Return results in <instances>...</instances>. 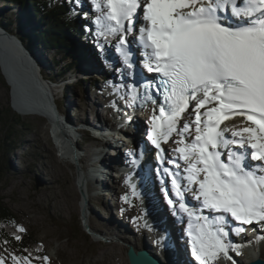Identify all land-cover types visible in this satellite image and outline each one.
Returning a JSON list of instances; mask_svg holds the SVG:
<instances>
[{"label": "snow or ice", "instance_id": "6c2138e0", "mask_svg": "<svg viewBox=\"0 0 264 264\" xmlns=\"http://www.w3.org/2000/svg\"><path fill=\"white\" fill-rule=\"evenodd\" d=\"M90 2L97 36L116 38L117 51L132 69L128 37L138 33L143 67L156 74L152 79L141 75L147 79L145 103L154 105L147 140L160 150L163 163L161 142L167 143L174 133L179 137L173 151L184 161V174L174 159L169 163L176 171L165 168L164 172L171 177L176 197L168 198L173 214H178V205L179 213L188 218L191 255L198 264L215 262L221 254L230 259V249L239 255L243 245L229 239V218L239 225L232 230L237 235L246 225L264 228V0ZM131 91L136 103V85ZM185 113L194 118L185 120ZM236 116L244 117L249 126L222 127ZM189 192L198 207L187 203ZM169 195L165 192L166 198ZM122 199L128 202L127 195ZM204 209L216 215H202ZM11 259L13 264H32L33 258L29 253ZM35 259L48 261L47 256ZM4 260L0 255V264Z\"/></svg>", "mask_w": 264, "mask_h": 264}, {"label": "rangeland", "instance_id": "374dc122", "mask_svg": "<svg viewBox=\"0 0 264 264\" xmlns=\"http://www.w3.org/2000/svg\"><path fill=\"white\" fill-rule=\"evenodd\" d=\"M84 2L87 3L86 8H80V4ZM62 4H67L71 9L70 13L73 15H96L90 0H80L79 3H76L75 0H58L57 5ZM19 16L17 6L0 0V30L4 28L2 23L12 22L17 29L20 28L21 23H25L26 27L18 36H30V42L34 43V45L30 44L31 46H24L18 37L17 43L13 44V46L15 45L14 51L20 54V57L14 59L13 62L8 60L10 74L17 82L15 90L4 77L0 59V110L9 109L16 114L10 124L19 131L14 138L8 139L7 130L10 132L13 128H8L6 120L0 119V162L4 161L8 167L7 173L0 182V195L5 198V206L15 215L19 228L24 229V232L32 231L35 233L36 239L43 244L48 257L46 264H61L57 255V247L61 244H64L76 258V261L68 264H128L127 248L125 249L126 255L122 256L120 251L113 246L116 244L118 247L120 246L119 249H122L125 247L123 245L127 247L130 241L138 246L137 251L145 249L147 244L151 246V251H157L154 246L156 240L152 232L154 230L150 227L149 229L145 228V234L138 232L136 220H141L144 223V213L141 204L134 198V194L131 193L126 181L120 182L116 180V177H112L110 185L113 190L110 194L104 193V197L97 195L92 187L90 192L85 194V198H82V193L78 190L74 179L75 161L79 158L84 161L93 158L92 144L88 141H92L95 145L97 143L89 140L87 133L76 134V131H71V127H75L72 122L79 127L77 122H74L76 119L85 122L86 119L93 118V112L90 108L92 102L86 105V99L92 98L97 102H102L104 99L103 96H99L100 94L98 95L99 98L96 99L97 93L94 92L96 81L100 80L99 74L93 72L92 76H86L85 79L89 81L84 79L85 83L79 82L76 87L67 89V93L62 90L63 88H57L60 79L65 77V75L59 77L58 70L60 68L57 67V62L63 60V56L56 51L45 49L39 40L34 38L35 30H40L41 27L39 22L34 23L36 28L34 26L29 27L27 25L29 22L20 21ZM93 21L87 24L88 28L81 26L85 35L92 33L95 38L91 43L83 41L86 46L82 47L91 49L95 58L102 60L104 59L103 53L97 50V46H102L99 43L102 37L97 36ZM134 34L129 36L128 40L133 38ZM112 46L109 45L108 49L115 59V65H119L123 57L120 53H116L115 49L113 50L114 46ZM37 49L45 54L47 67L46 65L41 66L36 60L34 53ZM1 55L4 58L3 50L0 58ZM25 64L34 65L39 71L48 72V75L52 76L55 82L47 81L42 83L40 87H37V82H34L36 86H30L26 80V74H24L26 73ZM115 65L113 66L112 63L113 70ZM71 70L73 68L68 70V73ZM55 73L58 76L55 77ZM71 82L67 81V83ZM90 86L94 90L87 94ZM15 92H20L25 99L24 103L30 109L41 108L54 114L60 123V129L54 127L47 118L39 114H28L22 104V99L16 96ZM102 93L107 94V92ZM69 96L73 97L71 107H68ZM19 114L24 115L22 122L25 125L18 121ZM144 122H146L147 131L151 127L150 119L144 120ZM15 123L19 124L16 125ZM178 139L179 137L174 133L167 143L161 142L163 143L161 149L171 155V151L168 150L171 147L170 143L174 144V141ZM3 144L8 150L16 146L13 154L6 157L5 150L2 149ZM150 147L154 153L152 154L153 160V155L156 157V153L160 150H154L151 144ZM128 156H124L123 159L131 160L132 156ZM156 160L159 161L158 156ZM81 166L83 168L82 164ZM169 184L171 183L169 182ZM169 184L168 188H170ZM171 193L176 198L174 192ZM125 195L128 196L127 203L122 199ZM174 198L171 199L175 200ZM159 200L162 203L161 197ZM163 206H165L164 201ZM110 219L128 230L127 238L113 235L115 231L111 229L114 228H108V224H106V220ZM185 233L187 232L185 231ZM260 245H264V240L260 242ZM13 252L12 247L0 243V255L5 258L4 264H13L11 259L12 255H15ZM219 259L228 261V258L222 254ZM20 264L23 262L21 261ZM32 264L39 263L32 261ZM209 264L214 263L210 261Z\"/></svg>", "mask_w": 264, "mask_h": 264}, {"label": "bare ground", "instance_id": "6f19581e", "mask_svg": "<svg viewBox=\"0 0 264 264\" xmlns=\"http://www.w3.org/2000/svg\"><path fill=\"white\" fill-rule=\"evenodd\" d=\"M86 4L85 2L83 4H80V8H86ZM129 41L131 43L128 45V47L133 53L132 59L134 61V67L132 69L127 68L122 58L119 62V65L126 67V69H124V67H121V69H123L121 70V73L116 74L113 71L119 69L120 66L118 64V66L115 65V59L112 54L110 55L109 52H107L108 55L104 53L103 57L105 60H101L99 58H95V54L92 53L91 49L83 48L82 51H84L87 55L86 60L81 62L80 66L73 68V70H71L69 73L67 72L68 75H65L66 78L64 77V79H61L59 81V85L57 86V88H63L62 90L67 93V91L71 87H76L79 82L85 83V80L89 81L88 79H85L86 76H92L93 72L99 74L100 80L96 81V89L94 90L93 87L90 86L88 89L89 91L87 90V94L88 92L90 94L92 90H94V92L97 93L96 99L99 98V96H103L104 99L102 100V102H97L92 98L86 99V105H89L90 102H92L90 104V108L93 112V118H91L90 120L86 119L87 121L85 120V122L76 119L74 122H77L79 127L73 122L72 124L75 127H71V131H76V134H84L88 132L89 129H101V136L103 135V139L100 138L101 141H96L91 138L89 139L95 141L97 145H95L92 141L90 142L87 140L89 143L92 144L91 150L94 151L93 158L91 157V159H88L87 161L82 160V158L78 159L79 162L83 165V168L87 174L86 178L88 179L89 187L86 192V195L88 192H90L92 187L95 190V193H97V195L103 196L104 193L110 194L113 190V188H111L112 186L110 185L112 177L117 178L119 175L121 176L122 172H126L125 176H121L120 182H127V186L131 189V193L134 194V198H136V200L141 204L140 206L142 207L144 213V223L141 222V220H136V227L138 229V232L144 233L145 228L149 229L150 227L154 230L151 231L153 232V235L156 238L154 246L157 251H151V246H149L148 244L147 246L145 245V247L147 248H145L146 251L150 252L156 257H159L162 261L165 260V263L167 264H198V262L190 258L188 253V236H186L185 233V229H187V215L184 213H179L178 205L176 206V212L178 214L174 215L172 208L173 206L168 204V198H174L173 194L171 193L172 185L169 184V182L171 183V177L164 172L165 168H169L166 162H163L160 167L159 165L154 164V161L157 162L156 157L158 156L159 152L156 153V157H154L153 155L152 160V151L150 147L151 143L149 144V141L147 142L146 134L148 130L146 131V122L141 121L136 124L135 134H133V137L135 135V142L133 144L134 146L132 149V151H134L136 155L132 156L131 160L123 159L124 156L121 154H118L116 157H112L114 156V154L111 155V153L108 151V148L111 147V138H116V136L113 135V130L119 131L120 128L110 122V116H116L119 117L118 119L122 118V120L126 122L130 121L131 123H133V121H136V114L132 112L129 108V106L132 105V102L131 98L128 96V93L130 91V87L132 86L131 80L133 78H141V75L144 72V58L142 54V49L138 46V41L134 39V36L133 38H130ZM13 44L14 43L10 44V42L7 43V53L9 54V56L12 52H15ZM115 51L116 53H119L116 49ZM34 55L41 66H48L46 56L41 50L37 49ZM8 60H10V58H7V64ZM112 63L113 66H116L114 70L112 69ZM131 71L132 73H130ZM67 81H72L71 83H73L74 85H72L71 83H67ZM102 92H107V94L104 95ZM16 93H18V97L22 99V104L24 108L29 109L28 105L24 103L25 99L20 94V92ZM68 101V107H71L73 103V97L69 96ZM47 113L51 112L48 111ZM118 119H116V121ZM138 119L141 118L138 117ZM148 119L149 118H147V120ZM234 119L235 118L229 120L228 122H226L225 125H236ZM111 128L113 130H111ZM118 143L119 141L116 142V144ZM153 148L154 150H157L154 146ZM164 153L163 156L164 159H166L168 157V153ZM128 157L131 156L129 155ZM134 159L138 160L137 164L132 163ZM134 165H137L138 170H140V173L138 174L140 176L133 175L132 172ZM171 167L172 168H170L169 170L176 171L172 165ZM130 182L134 183L137 188H134ZM168 184L170 188H168ZM165 192H168L170 194L169 197L166 198ZM160 197L162 199V203L161 200H159ZM186 199L187 203L190 206H199V204L195 203L191 199V197H189V194H186ZM163 201L165 206H163ZM106 224H108V228H114L111 229L112 231H115L113 235H118V237L127 238L126 235L128 236L129 232L124 226H120L119 223L115 222L112 219L106 220ZM227 228H231L230 222L227 225ZM256 231L257 232H252L253 234L251 233V235H254L255 237H264V231ZM239 235V238L242 240V242L245 243V246L249 247L250 250H248L247 248L242 249V251H240V254L237 255L234 250L230 249L229 257L231 258H228L227 262H222L221 259H218L213 262L214 264H247L248 262L254 260L257 257L264 258V245H260V242H262L261 240L250 241L247 233H240ZM229 237H232L231 231ZM123 246L125 247H123L122 249H119L120 246L118 247V245L116 244L113 247L118 249L122 256L126 255L125 249L128 248V246L134 247L135 250H137L138 248V246L132 243V241H130V244L127 245V247L126 245ZM57 255L60 258L61 264H68L72 261H76L75 256L68 251L64 244H61L57 247ZM106 255L109 256V254L107 253ZM167 260L170 261L167 262Z\"/></svg>", "mask_w": 264, "mask_h": 264}, {"label": "trees", "instance_id": "16d2710c", "mask_svg": "<svg viewBox=\"0 0 264 264\" xmlns=\"http://www.w3.org/2000/svg\"><path fill=\"white\" fill-rule=\"evenodd\" d=\"M2 1L17 6L20 15L19 18L21 19L20 21H28L29 23H26L29 27H33L35 22H39V25L41 27L40 30L34 29V38H36V40H39V42L45 49L56 51L63 56V60L57 62V67L60 68L58 70L59 77L66 75L68 70L80 66V63L86 60L87 55L84 51H82V46H86L83 44V41L91 43V41H94L95 38L93 37L92 33L85 35L83 33L84 31H82V27L88 28L87 24L95 19L94 14H83L82 16H79V14L73 15L70 13L71 9L68 7L67 4L57 5L58 0ZM2 25L4 26V28L0 31L5 32L11 38H18V35L21 34L24 30V27H26L25 23H21V26L18 29L14 27L15 25L12 22H9L8 24L2 23ZM19 38L21 42L24 43V46H31L30 44H34L30 42V36L25 37V35H23ZM115 41L117 42L116 38L113 37H109L108 40H105L102 37L99 40V43L102 44V46H97V50L107 55V52H109V54L111 55V52L108 47L109 45H113V49H116ZM121 67L123 68L124 66H120V68L114 70V72L116 74L121 73V70H123L121 69ZM33 68L37 69L38 76L43 81H52V83L55 82L52 76L48 75V72L39 71L37 67ZM124 69H126V67H124ZM28 70L29 73L26 74V72L25 74L26 79H28L27 81L30 82V80H34L35 77L30 74V70L32 69L28 68ZM56 74L57 73L54 74L55 77L58 76ZM15 116L16 114L12 113L9 109L0 110V119H5L8 124V128H13V130H11L10 132L7 130L8 139L14 138L19 132L15 127H12V125L10 124L13 118H15ZM23 116V114H19L18 121L21 122L22 125H25L22 122ZM15 124L17 125L19 123ZM15 148L16 146L8 150L7 148H5V144H3L2 147V149L5 150L6 157L13 154ZM7 171L8 167L6 166V163L4 161H1L0 182L3 180L4 175L5 173H7ZM4 201L5 198L0 195V243L12 247L14 250L13 253L16 256L23 257L28 256L29 253H31L33 263L44 264L42 261L35 259L36 257L46 256L43 244L36 239L35 233H33L32 231H18V229L20 228L15 218V215L7 206H5ZM17 235L21 237L20 240H17L15 238Z\"/></svg>", "mask_w": 264, "mask_h": 264}, {"label": "water", "instance_id": "95a60500", "mask_svg": "<svg viewBox=\"0 0 264 264\" xmlns=\"http://www.w3.org/2000/svg\"><path fill=\"white\" fill-rule=\"evenodd\" d=\"M16 39L17 38H11L5 32L0 31V54H2V50L5 51L4 58L2 57V55L0 58L1 62H2V66H3V72H4L3 74H4L5 79L9 82V84H11L13 86L12 88L14 90L16 89L17 84H16L13 76L10 74L9 65L7 64V58H10V60L13 62L14 59L20 57V54H19V52L18 53L12 52L11 55L9 56V54L7 53V51H8L7 50L8 49L7 43L10 42V44H12V43L15 44V43H17ZM10 47H11V45H10ZM32 66L35 67L34 65L25 64L24 67H25V71L27 72L26 74L29 73L28 68L32 69L33 71L30 70V72H31L30 74L35 77L34 80H35V82H37V84H36L37 87H40V85H42V83L47 82V81H43L38 76L37 69L33 68ZM26 80H28V79H26ZM29 84L32 86L35 85L33 80H30ZM48 86H47V88H48ZM15 95L19 96V94L16 92H15ZM25 111L28 114H34L35 113L37 115L39 114V115L47 118L52 123V125L54 127L60 129V123L56 119V116L54 114L47 113L48 111H45L41 108H35V109L29 108V109H25ZM74 172H75L74 179H75L77 188L79 191H81L82 198H85V194L88 190L89 184H88V179L86 178L87 174H86L85 170L82 168L78 159L75 161ZM127 258L129 260V264H167V263L163 262L159 257H156V256L152 255L150 252L146 251V249L137 251L132 246H128V248H127ZM261 262H264V258L257 257L254 260L248 262L247 264H261Z\"/></svg>", "mask_w": 264, "mask_h": 264}]
</instances>
